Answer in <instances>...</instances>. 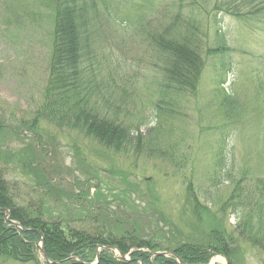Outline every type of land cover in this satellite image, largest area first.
<instances>
[{
    "label": "rangeland",
    "instance_id": "1",
    "mask_svg": "<svg viewBox=\"0 0 264 264\" xmlns=\"http://www.w3.org/2000/svg\"><path fill=\"white\" fill-rule=\"evenodd\" d=\"M56 2L0 0V166L13 197L39 201L13 157L30 146L25 157L37 159L61 193L56 204H42L46 219L89 233L111 229V219L123 226L117 233L129 224L141 239L167 230L202 239V221L236 236L234 206L264 203V0H91L93 102L130 134L117 150L43 120L33 131L25 126L42 110ZM182 20L192 25L201 71L194 93L169 99L158 92L165 61L151 39ZM159 98L169 113L157 123ZM77 189L82 199L73 203ZM98 189L108 204L92 221L86 211L94 214L89 203ZM189 190L202 205L198 216ZM239 244L240 263L264 264V247ZM37 259L43 264L38 249Z\"/></svg>",
    "mask_w": 264,
    "mask_h": 264
},
{
    "label": "trees",
    "instance_id": "2",
    "mask_svg": "<svg viewBox=\"0 0 264 264\" xmlns=\"http://www.w3.org/2000/svg\"><path fill=\"white\" fill-rule=\"evenodd\" d=\"M56 4L53 42L42 110L38 111L30 122L25 123V126L29 131H33L37 122L43 120L58 127L76 129L99 145H111L117 150L121 141L128 139L130 134L128 129L118 123V118L115 116L109 118L95 103L99 91L95 86L97 76L94 80L95 70L90 54L94 31L92 20L97 14L90 9L91 0H57ZM176 23H171L164 35L155 38L153 36L151 39V43L165 61L163 68L159 70L161 79L158 92L162 97L169 99L172 94L195 92L202 62L194 45L192 25H188L184 20L179 24ZM221 50L223 48L216 51ZM105 79L109 83L108 78ZM94 98L95 102H93ZM163 104L162 100L157 102L156 113L151 116V119L157 123L161 115L169 113V109L165 111ZM2 128L0 124V130ZM9 131L13 130L9 129ZM136 139L139 144L140 136ZM112 142L114 143L111 144ZM27 148L25 147L20 155L13 157L17 158L16 167L19 172L31 178V190L38 195L39 201H27V203L20 201L19 204L17 198L13 197V188L5 179L0 166V264H40L37 259L36 244L41 239V235L44 254L54 264H68L71 256L90 263L95 258L99 246H115L122 254H126L132 248H146L153 252L170 251L181 264H207L214 255L223 256L228 264H242L235 256L241 249L239 242L258 248L264 247L263 202L256 205V202L249 201L247 204L246 201L234 206L233 214L238 230L236 236L226 229L210 225L205 227L202 221H197L200 225L199 230L204 231L202 239H195V234L181 235L176 239L170 230L157 231L159 233L154 235L155 238L141 239L134 233L135 227L129 224L128 226L132 228L128 232L117 233L122 231L120 229H123V226L109 218L107 224L113 225L111 229L115 230L103 229L98 233L94 232L95 234L74 229L71 221L68 220L46 219L42 212V204L45 202L53 204L57 199L56 204L61 193L56 188L58 183L53 184L47 178L42 164L35 158L30 160L25 157ZM77 190L79 193L74 191L70 197L73 203L82 199L83 190ZM100 198L103 199L101 203L96 201ZM146 198L150 204L157 201L151 194ZM186 199L190 204L192 203L193 217L198 216L197 214L202 212L199 205H202L197 195L189 190ZM89 204L94 214H91L90 210L86 212L89 218L95 221L99 213L105 211L108 203L98 189L95 199L93 202L90 200ZM245 206L246 210L243 212ZM6 215L8 221L19 223L23 230L15 228L6 221ZM199 217L202 218L201 214ZM157 235L165 237L167 235L162 245L155 241ZM174 258L159 256L150 259L147 253L133 252L130 261L121 262L114 259L110 251L106 250L99 254L97 264H178Z\"/></svg>",
    "mask_w": 264,
    "mask_h": 264
},
{
    "label": "water",
    "instance_id": "3",
    "mask_svg": "<svg viewBox=\"0 0 264 264\" xmlns=\"http://www.w3.org/2000/svg\"><path fill=\"white\" fill-rule=\"evenodd\" d=\"M18 226V225H17ZM163 254V253H162ZM156 255H159V254H156Z\"/></svg>",
    "mask_w": 264,
    "mask_h": 264
}]
</instances>
